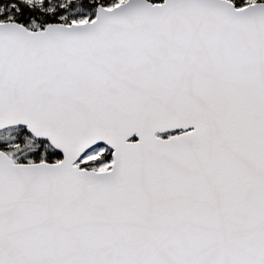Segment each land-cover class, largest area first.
Returning <instances> with one entry per match:
<instances>
[{"label": "snow or ice", "instance_id": "snow-or-ice-1", "mask_svg": "<svg viewBox=\"0 0 264 264\" xmlns=\"http://www.w3.org/2000/svg\"><path fill=\"white\" fill-rule=\"evenodd\" d=\"M0 264H264V0H0Z\"/></svg>", "mask_w": 264, "mask_h": 264}]
</instances>
